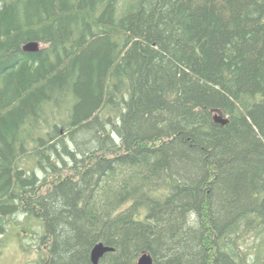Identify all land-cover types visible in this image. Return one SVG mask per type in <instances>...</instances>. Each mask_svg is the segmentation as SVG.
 <instances>
[{
  "label": "trees",
  "instance_id": "16d2710c",
  "mask_svg": "<svg viewBox=\"0 0 264 264\" xmlns=\"http://www.w3.org/2000/svg\"><path fill=\"white\" fill-rule=\"evenodd\" d=\"M21 214L33 264H264V0H0V235Z\"/></svg>",
  "mask_w": 264,
  "mask_h": 264
},
{
  "label": "rangeland",
  "instance_id": "374dc122",
  "mask_svg": "<svg viewBox=\"0 0 264 264\" xmlns=\"http://www.w3.org/2000/svg\"><path fill=\"white\" fill-rule=\"evenodd\" d=\"M42 46L43 44L40 43V47ZM33 162V159L23 162L26 170L35 168ZM14 218L19 221V225L11 224L10 219H7L4 225L5 233L0 235V264H33L38 254L39 241L37 238L43 233L42 223L36 218L25 219L22 214L16 215ZM32 230H37L39 234H27V231L32 232ZM244 245L253 247L252 237L248 238ZM251 252L253 253L254 249H251Z\"/></svg>",
  "mask_w": 264,
  "mask_h": 264
},
{
  "label": "water",
  "instance_id": "95a60500",
  "mask_svg": "<svg viewBox=\"0 0 264 264\" xmlns=\"http://www.w3.org/2000/svg\"><path fill=\"white\" fill-rule=\"evenodd\" d=\"M40 48L38 41H29L22 45V49L26 52H36ZM215 123L224 125L227 124L228 118L224 117L220 111H215L213 114ZM113 251V247L105 245L103 242L95 243L90 250V260L92 264H98L100 258L107 252ZM136 264H153L152 257L149 253H142L136 260Z\"/></svg>",
  "mask_w": 264,
  "mask_h": 264
},
{
  "label": "bare ground",
  "instance_id": "6f19581e",
  "mask_svg": "<svg viewBox=\"0 0 264 264\" xmlns=\"http://www.w3.org/2000/svg\"><path fill=\"white\" fill-rule=\"evenodd\" d=\"M24 44V43H23ZM79 117V116H78ZM24 139V138H23Z\"/></svg>",
  "mask_w": 264,
  "mask_h": 264
}]
</instances>
